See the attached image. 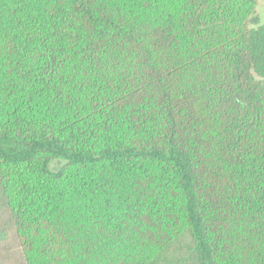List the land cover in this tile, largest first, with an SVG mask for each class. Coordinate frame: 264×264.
<instances>
[{
	"label": "trees",
	"instance_id": "1",
	"mask_svg": "<svg viewBox=\"0 0 264 264\" xmlns=\"http://www.w3.org/2000/svg\"><path fill=\"white\" fill-rule=\"evenodd\" d=\"M257 7L0 0V264H264Z\"/></svg>",
	"mask_w": 264,
	"mask_h": 264
},
{
	"label": "rangeland",
	"instance_id": "2",
	"mask_svg": "<svg viewBox=\"0 0 264 264\" xmlns=\"http://www.w3.org/2000/svg\"><path fill=\"white\" fill-rule=\"evenodd\" d=\"M257 10H258V14H259L261 22L264 23V0H258ZM61 166H62L61 162H56L55 164L51 165V169L59 170Z\"/></svg>",
	"mask_w": 264,
	"mask_h": 264
}]
</instances>
